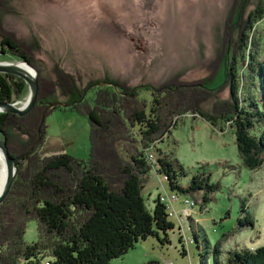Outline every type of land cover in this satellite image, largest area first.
<instances>
[{
	"label": "rangeland",
	"instance_id": "374dc122",
	"mask_svg": "<svg viewBox=\"0 0 264 264\" xmlns=\"http://www.w3.org/2000/svg\"><path fill=\"white\" fill-rule=\"evenodd\" d=\"M262 3L263 0H0V39L11 37L28 54L40 72L38 80L39 76L43 77L39 85L41 91L57 89L60 75L61 83L65 84L64 79L72 74L82 80L83 86H88L90 81L115 80L127 87L118 90L120 86L116 84L126 116H130L134 108L141 109L145 103L155 109L164 106L165 95L159 96L161 104L152 102L150 96L153 91L157 93L159 86L180 84L178 81L201 83L204 78L213 76L228 49L237 58L245 52L264 59V17L255 23V11ZM237 9H240L238 18L233 21ZM249 33L251 44L247 46L242 38ZM17 60V55L0 52L1 62L19 63ZM247 63L248 60L245 65ZM26 68L29 69L27 65ZM222 75L221 70L210 86L218 85ZM104 83L91 85L85 96H81L84 99L78 102V108L59 106L50 110L51 103L42 106L37 115L42 119V113H46L43 123L41 119L22 120L27 119L32 110L24 116L9 112L16 114L21 124L28 121L27 124L32 125L28 129L33 134V138L28 139L22 131L15 130L16 143L13 142L9 150L20 155L23 148L32 143L24 155L38 148L48 159L68 153L87 161L92 142L91 124L85 112L96 107L98 88H104L107 82ZM227 83L217 92L209 90L203 94L205 100L200 101L199 109L210 113L215 124L193 109L174 115L172 125L167 128L170 132L152 136L155 138L152 143L158 144L164 157L184 167L185 175L179 176L183 187L189 185L193 175L206 171L211 174V181L220 183V188L209 194L211 198L204 204L202 190L193 194L173 191L165 176L158 172V166L150 161L151 172L144 179L142 195L151 210L159 195L168 202L170 220L175 225L168 231L170 243L149 236L111 264H215L216 245L221 249L219 264H226L229 251L254 250L264 245V164L254 169L245 166L232 121L219 119L226 116L227 105L229 110L233 105ZM143 84L153 85V90L134 95L133 88ZM29 94L30 86L24 94H15L10 103L21 107L28 101ZM186 102L189 103L187 97ZM2 112L5 111L0 108ZM106 114V119L112 120V128L96 133L97 157L102 155L100 171L110 186L118 190L125 178L119 170L125 165L133 166L132 154H136L141 145L145 146L148 138L141 134V129L145 130L143 126H130L123 116L112 111ZM115 119L120 124L116 125ZM263 130L264 126L255 125L251 132L260 134ZM20 140L23 145H19ZM2 163L0 159V174ZM56 172V176L65 173L61 169ZM71 181L72 178L63 182ZM4 182L6 180L0 186ZM11 190L12 187L0 206L11 198ZM17 191H22L26 199L23 189ZM172 194H178L179 198L170 197ZM185 199L192 201L184 203ZM241 205L247 212L241 211ZM19 213L15 214L16 221ZM246 214L250 215L253 225H240L239 219ZM193 228L197 230V239ZM159 235L164 236L162 231ZM24 238L27 242L38 239L36 219L29 220Z\"/></svg>",
	"mask_w": 264,
	"mask_h": 264
},
{
	"label": "trees",
	"instance_id": "16d2710c",
	"mask_svg": "<svg viewBox=\"0 0 264 264\" xmlns=\"http://www.w3.org/2000/svg\"><path fill=\"white\" fill-rule=\"evenodd\" d=\"M239 10L237 9L233 21H237ZM255 13L256 23L257 19L264 17V0L262 7ZM248 21H250L249 17ZM244 35L242 40L245 45L247 41L249 46L250 33ZM240 47L242 48V45ZM0 52L17 55L34 65L20 44L9 36L0 39ZM239 57H235L228 49L213 76L204 78L205 80L201 83L185 84L178 81L181 83L159 86L157 93L153 91L154 93L151 92L150 96L152 102L161 104L162 99L159 96L165 95L167 99L164 106L159 109L147 106L145 103L147 95H145L142 99L145 103L143 108H134L130 116H126L121 101V91L116 90L119 84L115 80L90 81L88 86H83L81 79L68 74L69 77L64 79L65 84L61 83V75L57 77V89L52 92L49 89L41 91V86L32 113L26 116L27 119L23 117V121L29 119L40 121V115H37L39 109L42 106L46 107L50 101L58 100L61 96L65 98L63 101L72 103L80 99L91 85L107 82L104 88H98L96 107L85 112L91 124L92 142L87 161L77 159L68 153L48 159L39 153L38 148H34L31 151L32 154L26 155L19 162V173L12 186V196L0 206V264H111L115 259L124 257L129 250L135 248L139 241L149 236H157L162 243H170L168 231L173 230L175 225L170 220L172 215L168 202L163 195H159L154 200V207L151 210L147 207L142 195L144 179L151 172L150 161L153 166H158V172L165 176L173 191L193 194L202 190L204 195L201 201L204 204L211 198L208 195L220 188V183L211 181L210 173L200 171L193 175L188 186L183 187L179 183V176L185 175L184 167L164 157L158 144L152 143L155 139L152 136L163 135L168 130L170 132L167 128L172 125V117L177 113L183 114L193 109L198 110L201 116L215 124L216 121L210 113L199 109L200 101L205 100L203 94H207L209 90H215L213 92L221 90L227 81L233 105L230 110L227 105L226 116L222 115L219 119L232 121L238 151L245 166L251 169L262 166L264 164V130L259 134L252 133L251 129L255 125L264 126V59L256 54L246 55L244 52L240 57L241 65ZM247 60L248 63L245 65ZM221 70L223 72L221 82L216 86H210ZM42 78L39 76V85ZM108 82L114 83L116 87ZM143 85L133 88L134 95L138 96L140 92L146 93L153 90V85L152 87ZM119 86L118 90L127 89L125 86ZM28 88V84L22 78L11 73L0 72V102H12L15 94L22 95ZM197 90L200 93L195 92ZM186 97L189 103L186 102ZM72 106L78 108L80 105L74 103ZM109 111L123 116L130 126H143L145 130L141 129V134L148 138L145 146L141 145L137 153L132 154L133 166L125 165L119 170L125 178L118 190L110 186L100 171L103 157L102 155L101 159L97 157L98 150L95 143L96 133L99 130L112 128L110 127L112 120L105 117L106 112ZM16 117V114L9 112L0 113V131L7 136L9 149L15 142V130L22 131L28 139L33 138V134L28 129L32 125L27 124L28 121L21 124ZM115 120L116 125L120 124L119 120ZM23 125L27 126L26 129ZM1 132L0 137H3ZM21 140L19 145H23ZM31 145L32 143L26 145L21 154H24ZM148 145H151V148ZM10 152L13 156L19 155L17 152ZM60 169L65 172L64 175L56 176V171ZM71 178L70 183L63 182ZM18 189L25 191L26 199L21 194L22 191H17ZM172 196L179 198L178 194H172L170 197ZM189 201L192 200L185 199L184 203ZM241 211L247 212V208L241 205ZM17 212H20L17 216L18 221L15 219ZM31 219L37 220L38 239L27 242L24 236ZM239 223L253 225V220L246 214L239 219ZM193 229L197 239V230ZM159 231L164 234L162 238ZM180 242H183L182 237ZM220 253L221 249L216 245L215 264L220 262ZM8 257H12V260ZM226 264H264V245L254 250L229 251Z\"/></svg>",
	"mask_w": 264,
	"mask_h": 264
},
{
	"label": "water",
	"instance_id": "95a60500",
	"mask_svg": "<svg viewBox=\"0 0 264 264\" xmlns=\"http://www.w3.org/2000/svg\"><path fill=\"white\" fill-rule=\"evenodd\" d=\"M25 62H28V61H25ZM29 66L31 67V69L33 71H35V73L38 72V70L34 66H32L31 63H29ZM0 72L12 73L14 75H17V76L23 78L30 86V94H29L28 101L23 106L17 107V106H14L10 102H0V108H3V110L5 112H12V113L14 112V113L19 114L20 116H24V115L28 114L34 108L36 100H37V96L39 93L38 78L36 77V75H33V72L30 69H26V68L23 69V67H21V65L19 63H8V62H1L0 61ZM97 84H100V83H97ZM101 84L104 85L105 83L103 82ZM85 93L86 92H84V96H85ZM84 96L78 101L79 102L82 101L84 99ZM58 103L59 102H54L49 107H52ZM61 104L63 106L70 105L69 103H63V102H61ZM44 115H45V112L42 115V119H41L42 123L45 120ZM1 134L3 135V137H0V149H1V151L3 153V157L5 159L8 174H7V180H6V184L4 186V189L0 194V202L9 193V191L13 185V182L16 179L19 162L30 151L29 150L25 155L21 154V155L13 156L11 154L9 148H8V145H7V136L5 134H3L2 132H1Z\"/></svg>",
	"mask_w": 264,
	"mask_h": 264
},
{
	"label": "bare ground",
	"instance_id": "6f19581e",
	"mask_svg": "<svg viewBox=\"0 0 264 264\" xmlns=\"http://www.w3.org/2000/svg\"><path fill=\"white\" fill-rule=\"evenodd\" d=\"M20 65H21V67H23V69L24 68H26V65H25V63L23 64V63H20ZM28 66V65H27ZM29 67V66H28ZM26 69H28V68H26ZM29 69L30 70H32L31 69V67H29ZM32 72H33V70H32ZM33 75H36V77L38 78V72L37 73H33ZM39 81V80H38ZM39 83V82H38ZM37 101V100H36ZM1 150V149H0ZM0 159L3 161V163H2V172H1V174H0V184L4 181V180H7V174H8V172H7V166H6V163H5V159H4V157H3V153L0 151ZM5 184H6V182H4V184L2 185V186H0V194H1V192L3 191V189H4V186H5Z\"/></svg>",
	"mask_w": 264,
	"mask_h": 264
},
{
	"label": "flooded vegetation",
	"instance_id": "af4514ba",
	"mask_svg": "<svg viewBox=\"0 0 264 264\" xmlns=\"http://www.w3.org/2000/svg\"><path fill=\"white\" fill-rule=\"evenodd\" d=\"M18 57V62L20 63V62H22V63H25V64H28V66H29V63L28 62H25V61H27V60H25V59H23V58H21V57H19V56H17ZM32 64V63H31ZM32 66H34L33 64H32ZM30 67V66H29ZM35 67V66H34ZM38 75H39V71H38ZM19 77V76H18ZM25 81V80H24ZM27 83V82H26ZM29 86V85H28ZM87 91V90H86ZM84 95V94H83ZM81 99V98H80ZM80 99H77V100H75L74 102H72V103H70V102H66V101H63V100H60V99H58V100H54V101H50V103L52 104V103H54V102H59L58 104H56V105H54V106H52L50 109L52 110V109H54V108H56V107H59V106H63L62 104H61V102H63V103H69L70 105H68V106H63V107H69V106H72L74 103H78L79 101L78 100H80ZM80 102H82V101H80ZM8 113V112H7ZM44 113V112H43ZM42 113V114H43ZM46 114V113H45Z\"/></svg>",
	"mask_w": 264,
	"mask_h": 264
},
{
	"label": "built area",
	"instance_id": "2783aa9c",
	"mask_svg": "<svg viewBox=\"0 0 264 264\" xmlns=\"http://www.w3.org/2000/svg\"><path fill=\"white\" fill-rule=\"evenodd\" d=\"M173 198L175 197V196H172Z\"/></svg>",
	"mask_w": 264,
	"mask_h": 264
}]
</instances>
